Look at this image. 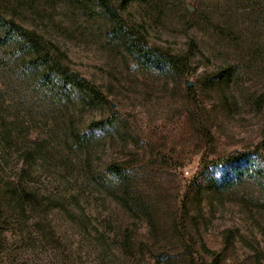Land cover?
Here are the masks:
<instances>
[{"label": "rangeland", "instance_id": "rangeland-1", "mask_svg": "<svg viewBox=\"0 0 264 264\" xmlns=\"http://www.w3.org/2000/svg\"><path fill=\"white\" fill-rule=\"evenodd\" d=\"M80 7L0 0L107 100L53 91L30 50L0 49V264H264V0L123 9L182 72L143 67Z\"/></svg>", "mask_w": 264, "mask_h": 264}, {"label": "trees", "instance_id": "trees-1", "mask_svg": "<svg viewBox=\"0 0 264 264\" xmlns=\"http://www.w3.org/2000/svg\"><path fill=\"white\" fill-rule=\"evenodd\" d=\"M81 9L85 12L94 13L99 10L103 16L112 22L111 36H115L123 43L126 49L132 54L143 67L156 68L159 70H169L182 72L188 63L184 57L175 56L172 53L161 50L149 44L144 33L136 29L135 25L127 23L122 17L121 12L133 1L144 0H75ZM19 43L20 48L28 49L32 56L28 62L36 70L42 72V81L49 89L60 91L65 96L78 95L83 99L89 100L91 104H103L107 100L91 81L84 79L78 73L74 72L67 64L62 62L59 47L51 40L45 39L36 30L30 29L16 22L13 18H8L0 12V49L11 43ZM104 121H94L90 128L98 131L106 128ZM73 139L79 145H82L84 137L77 132H73ZM237 164V168L245 165L247 170L252 169L255 162L249 157L241 161L240 157L230 156L228 158ZM251 166V167H250ZM242 169V168H240ZM239 169V170H240ZM238 170V173H239ZM243 170V169H242ZM114 171H119L114 169ZM256 174H261L255 169ZM243 176L242 172L240 174ZM262 175H264L262 173Z\"/></svg>", "mask_w": 264, "mask_h": 264}]
</instances>
